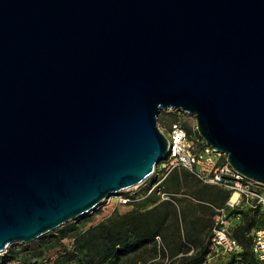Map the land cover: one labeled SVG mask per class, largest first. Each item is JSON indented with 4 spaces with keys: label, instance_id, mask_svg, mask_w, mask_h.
Masks as SVG:
<instances>
[{
    "label": "water",
    "instance_id": "1",
    "mask_svg": "<svg viewBox=\"0 0 264 264\" xmlns=\"http://www.w3.org/2000/svg\"><path fill=\"white\" fill-rule=\"evenodd\" d=\"M161 110L264 184V0H0V253L148 178Z\"/></svg>",
    "mask_w": 264,
    "mask_h": 264
},
{
    "label": "trees",
    "instance_id": "2",
    "mask_svg": "<svg viewBox=\"0 0 264 264\" xmlns=\"http://www.w3.org/2000/svg\"><path fill=\"white\" fill-rule=\"evenodd\" d=\"M186 171H181L180 176L175 174L172 190H163L170 195L167 199L147 197L141 200L139 208L112 218L104 231H92L81 236L73 254H66L47 264H146L147 258L154 257L158 252L157 236L171 246V257L166 264H203L208 254L209 237L204 231L210 233L211 225L204 224L201 232L187 230L186 236H182V224L189 227L200 225L204 218L195 214L196 209L189 202L179 209L177 203L183 200H176L173 195L185 188L192 197L216 201V207H219L224 205L229 192L208 186ZM148 202L152 203L151 207H147ZM230 214H239L232 227V235L242 248L239 259L246 264H260L250 251V233L253 229L264 227V212L259 208L233 209ZM205 236L206 241L203 240ZM189 243L194 245L193 248L188 247ZM20 248L27 257L37 255L32 252V244H21ZM10 261L0 257V264ZM235 261L236 257L230 256L227 264H234Z\"/></svg>",
    "mask_w": 264,
    "mask_h": 264
},
{
    "label": "built area",
    "instance_id": "3",
    "mask_svg": "<svg viewBox=\"0 0 264 264\" xmlns=\"http://www.w3.org/2000/svg\"><path fill=\"white\" fill-rule=\"evenodd\" d=\"M191 117L193 118L191 128L183 126L179 121L172 122L166 131L159 128L166 136L168 155L157 163V170L162 176L154 186L159 184L170 171L180 167L201 182L228 191L229 197L224 205L214 207L205 262L218 256H235L239 259L242 248L232 235V227L239 219V214L231 215L230 212L233 209L256 208L264 212V184L237 172L227 162L224 153L207 145L197 132L194 117ZM155 169L156 167L151 174ZM154 186L147 189V194L154 189ZM117 201L126 204L132 202V195L119 194ZM250 236V251L260 264H264V227L253 229ZM158 239L157 236L156 240Z\"/></svg>",
    "mask_w": 264,
    "mask_h": 264
},
{
    "label": "rangeland",
    "instance_id": "4",
    "mask_svg": "<svg viewBox=\"0 0 264 264\" xmlns=\"http://www.w3.org/2000/svg\"><path fill=\"white\" fill-rule=\"evenodd\" d=\"M173 113V115H170ZM157 125L161 130L166 131L169 127V124L173 121H179L183 126L191 128L193 124V118L185 112L177 110H161L156 116ZM156 169L153 174L143 181L141 184H138L135 188L130 189L126 192H121L120 194L132 195L133 201L131 203H121L118 200V194L111 195L105 200L99 202L93 209L80 215L72 220H69L58 228L49 231L30 243L15 242L10 244L5 251L0 253V257L5 261L11 259L12 261L8 264H47L48 261L51 263L56 262L58 258H61L64 255L73 254V250L76 248L79 238L92 231H104L109 223V221L121 214H124L130 210L139 208V202L147 197L149 199L157 198L159 200L167 199L170 195L164 193L163 190H172L174 188L175 182L173 177L175 174L180 176L181 171H186L184 168H175L170 171L161 182L154 186L157 180L162 176L161 173L157 170V164L155 165ZM188 172V171H186ZM161 179V178H160ZM208 185V184H206ZM151 186H154V189L147 194V189ZM212 186V185H208ZM176 200H183L177 203L179 209L189 202L193 204L196 209V215L202 216L204 221L199 225H190L186 226L182 224L181 233L182 236H186V232L196 231L201 232L204 224L213 225V216H214V207L218 206L216 201L209 199H196L192 197L185 188H182L178 193L173 195ZM152 203L148 202L147 207H151ZM211 230V228L209 229ZM207 235L208 232L204 231ZM210 232V231H209ZM207 240V236L203 239ZM159 243V248L157 254L153 257L150 256L146 260V264H166L171 257V246L162 241L160 238L157 240ZM21 244H32V252H36L37 255L34 257H27L24 255V252L21 250ZM188 247L193 248V244H187ZM180 257L181 254H178ZM230 258V257H229ZM227 256H218L217 258L210 259L205 264H227L229 262ZM234 264H246L240 259Z\"/></svg>",
    "mask_w": 264,
    "mask_h": 264
},
{
    "label": "crops",
    "instance_id": "5",
    "mask_svg": "<svg viewBox=\"0 0 264 264\" xmlns=\"http://www.w3.org/2000/svg\"><path fill=\"white\" fill-rule=\"evenodd\" d=\"M245 210V209H244ZM228 258H229V256H227ZM217 258V257H216ZM214 259V258H213ZM210 261V260H209ZM206 263V262H205ZM205 263H203V264H205Z\"/></svg>",
    "mask_w": 264,
    "mask_h": 264
}]
</instances>
